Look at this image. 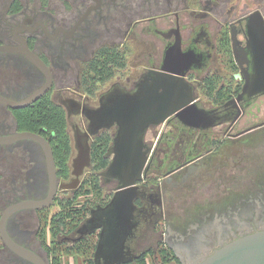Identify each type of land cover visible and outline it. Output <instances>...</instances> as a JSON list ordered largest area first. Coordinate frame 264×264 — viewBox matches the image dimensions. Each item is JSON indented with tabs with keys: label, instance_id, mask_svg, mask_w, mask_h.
<instances>
[{
	"label": "flooded vegetation",
	"instance_id": "obj_1",
	"mask_svg": "<svg viewBox=\"0 0 264 264\" xmlns=\"http://www.w3.org/2000/svg\"><path fill=\"white\" fill-rule=\"evenodd\" d=\"M241 2L0 0V97L21 103L49 84L46 93L23 107L0 101V137L25 131L45 137L59 185L77 178L74 159L81 143L89 146L91 158L76 191L58 188L51 206L22 208L8 216L6 230L17 244L49 264L44 215L55 204L62 209L66 192L73 196L86 181L92 187L96 175L104 180L102 191L107 190L102 200L87 204L86 219L96 207L109 204L121 184L108 173L120 125L113 120L98 127L108 119L101 111L104 100L114 92L136 91L164 66L186 71L190 89L172 96L173 104L189 102L145 130L146 161L132 190L135 225L123 245L125 257L134 258L124 264L144 259L200 264L230 242L264 230V90L242 96V74L257 72V55L250 46L264 45V29L251 37L245 21H239L255 10L264 16V10L244 9ZM234 35L238 48L248 51L241 53L243 65L233 50ZM45 97L64 110L69 134L75 118L67 179L60 175L51 136L42 127H21L20 115ZM104 160L107 165L97 168ZM51 185L42 142H0V220L15 203L47 198ZM86 219L60 233L59 241L77 244L97 238V247L101 228L84 236L78 232ZM1 240L0 264H38Z\"/></svg>",
	"mask_w": 264,
	"mask_h": 264
},
{
	"label": "water",
	"instance_id": "obj_2",
	"mask_svg": "<svg viewBox=\"0 0 264 264\" xmlns=\"http://www.w3.org/2000/svg\"><path fill=\"white\" fill-rule=\"evenodd\" d=\"M239 21L240 23L245 21L251 37H254V33L259 28L264 29V16L260 10L253 11L246 18ZM259 37L255 35L254 39ZM250 49L257 55L255 60L257 72L252 73L249 69L242 74L243 78L246 79L242 90L243 97H249L264 90V45L252 43ZM233 50L238 62L243 65L241 53L242 55H247L248 51L246 48H238L235 35L233 36ZM30 56L33 61L42 68L44 67L42 60L38 56L34 53H30ZM43 69H47L46 66ZM162 70L154 76L151 82L140 84L136 91L120 92V94L114 92L109 94L104 100L101 111L102 113L106 112V118L108 119L98 127L106 126L113 120H117L120 125L119 132L114 139L113 149L116 154L109 165L108 173L120 179L121 184L120 189L116 191L109 204L96 207L92 211L91 216L78 229L81 236H84L101 228L100 238L94 254L96 264H100L101 259L104 257L111 261L107 260L106 263L102 264H124L134 258L125 257L123 245L135 225L132 220V211L136 195L132 190L135 188V182L140 176L146 161V155L143 150L145 130L149 124L164 121L169 115L182 109L185 103L189 102L187 100L181 104H173L176 100L172 96L173 94H183L185 90L190 89V85L183 77L186 71L166 66ZM48 88L49 84L21 103H14L1 97L0 101L12 104L14 107H23L46 93ZM23 138H34L42 142L46 151L52 180L51 190L44 200H24L9 206L0 220V233L5 244L15 252L38 264H46L40 256L17 244L10 237L6 230V220L11 213L22 208L51 206L54 203L58 188L76 191L80 183L79 176L91 160L89 146L81 143L79 155L74 159V174L77 178L71 182H62L59 185L55 173L54 153L45 137L25 131L10 137H0V142ZM200 264H264V230L230 242Z\"/></svg>",
	"mask_w": 264,
	"mask_h": 264
},
{
	"label": "trees",
	"instance_id": "obj_3",
	"mask_svg": "<svg viewBox=\"0 0 264 264\" xmlns=\"http://www.w3.org/2000/svg\"><path fill=\"white\" fill-rule=\"evenodd\" d=\"M42 104L37 105V107L28 113H23L20 115V120L22 121L21 127L30 130H36L42 127V131L46 135L51 136V142L54 147L55 157L57 164L60 167V175L64 178L70 177V167H69V157L71 154V138L67 129L66 115L62 108L55 105L50 97H45L41 101ZM106 145L109 144V139L105 140ZM100 158L96 157L95 160L100 161ZM107 165V160L98 163L97 168L105 167ZM94 184L92 186L93 192L100 195L102 192V187L98 183V175L94 176ZM90 181V180H89ZM91 182V181H90ZM89 182V184H90ZM91 185V184H90ZM79 191L69 198H63L60 201L62 209L56 213L51 221H46L50 225L52 236L57 242V245L61 243L59 241V234L64 233L69 227V222L75 219V226L77 227L84 219L87 217V212L90 210L87 205H83L80 209L74 205L75 201L79 196ZM81 215V216H80ZM80 216V217H79ZM79 217V219L77 218ZM97 241V240H96ZM96 241H83L82 244L87 245V249L91 251L87 258L89 264H95L94 254L96 249ZM48 252L49 256L53 257L52 264H62L60 255V249L57 246H49ZM70 251L67 249V252ZM165 252L161 253L164 254ZM142 264H148L147 259L143 260ZM154 264V263H153Z\"/></svg>",
	"mask_w": 264,
	"mask_h": 264
},
{
	"label": "rangeland",
	"instance_id": "obj_4",
	"mask_svg": "<svg viewBox=\"0 0 264 264\" xmlns=\"http://www.w3.org/2000/svg\"><path fill=\"white\" fill-rule=\"evenodd\" d=\"M240 4H241L240 7H243L244 9L251 10L253 8L260 7L264 10V0H242V2ZM62 95H64V94H62ZM62 95H59L57 97V99L60 100ZM74 119L71 121L70 126H69L70 134H74V131H75V129H74L75 120ZM103 181H104L103 178L99 176L97 182L101 183ZM106 190L107 189L104 187V191H102L101 194L98 195V194L93 192L91 185L88 184V182L86 181L82 185L81 190H79L80 194H79L77 200L75 201L74 205H76L78 207V209H80L83 205H87L88 203L93 204L96 201L102 200ZM71 196L72 195L70 192H66L64 195L65 198H69ZM60 209H61L60 205L55 204L44 215L45 220L49 221L50 218L52 217V215L54 213L60 211ZM79 217H77V218L79 219ZM75 224H76L75 219H72L69 222V227H74ZM49 227H50V225L48 223H46V227L44 226V228H43L44 229L43 230L44 231L43 237L45 238V242L47 243V245L53 246V247L57 246L58 249L61 250L59 257L61 258L62 264H89L87 262V258L90 255L89 253L91 251H89V249H87L88 247L86 244H82V243L72 244L70 242H63V240H62L61 243H59L57 245V242H55ZM96 240H97V238L91 239V241H96ZM1 246H2V240L0 237V247ZM67 249H69L70 251L67 252ZM43 254H45V253H43ZM47 260L50 264L53 261V257L50 255L47 258ZM148 264H152L150 259L148 260Z\"/></svg>",
	"mask_w": 264,
	"mask_h": 264
}]
</instances>
